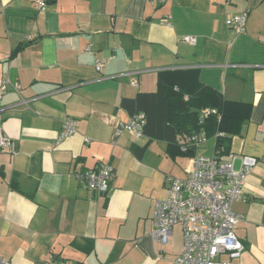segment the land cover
Instances as JSON below:
<instances>
[{"label": "crops", "instance_id": "crops-1", "mask_svg": "<svg viewBox=\"0 0 264 264\" xmlns=\"http://www.w3.org/2000/svg\"><path fill=\"white\" fill-rule=\"evenodd\" d=\"M246 9V31L236 35L226 21ZM190 70L241 104L227 144L235 169L256 159L234 205L245 250L220 259L264 264V0H50L45 11L35 0H0V85L9 81L0 131L16 147L0 150V256L9 264H175L183 230L156 241L154 206L168 198L171 178L189 177L195 155L215 154L216 138L184 150L183 132L175 142L113 137L132 117L124 99L157 92L163 71ZM67 119L76 134L59 142ZM102 162L114 168L106 195L77 177Z\"/></svg>", "mask_w": 264, "mask_h": 264}, {"label": "built area", "instance_id": "built-area-1", "mask_svg": "<svg viewBox=\"0 0 264 264\" xmlns=\"http://www.w3.org/2000/svg\"><path fill=\"white\" fill-rule=\"evenodd\" d=\"M165 1L150 0L151 3L157 4H163ZM49 2L50 0H35L39 11H45ZM248 17L249 10L246 9L239 15L229 17L226 25L236 35H242L246 31ZM182 40L189 44L196 42L193 36H185ZM90 50L91 47L86 48V51ZM96 70L98 72L102 70L99 61ZM8 85L7 80H3L0 85V103L4 97V88ZM132 85L137 86V83L133 82ZM185 100L188 101L189 98L186 96ZM210 116L219 117V111L210 108L201 112L199 125H203L205 119ZM145 125L146 116L143 113L132 116L116 130L113 143L124 131L137 138L142 137ZM76 131L77 122L74 119H67L59 142L72 137ZM207 141L208 136L200 130L186 137L184 150L200 147ZM0 150L16 153L14 142L2 131ZM236 159L234 153L222 155L221 151H216L213 156L195 155L189 167V177L183 180L171 178L168 198L156 201L153 211V238L166 245L175 226H180L183 230L184 249L175 264H229L220 259L221 255L228 254L231 258H239L244 252L245 246L235 233L242 216L234 210V205L243 196L247 178L256 164V159L246 157L245 167L240 171L235 169ZM113 175L114 168L102 162L77 177L90 191L106 195L111 190ZM0 264L9 263L0 256ZM46 264L66 263L59 259H51Z\"/></svg>", "mask_w": 264, "mask_h": 264}, {"label": "trees", "instance_id": "trees-1", "mask_svg": "<svg viewBox=\"0 0 264 264\" xmlns=\"http://www.w3.org/2000/svg\"><path fill=\"white\" fill-rule=\"evenodd\" d=\"M240 105L225 100L219 92L201 83L197 73L191 70L163 71L159 74L157 92L139 93L135 99L122 102V107L132 116L139 113L146 116L144 135L150 139L167 138L175 142L178 132L190 135L203 130L208 137L216 138V151H221L222 155L228 154L227 144L240 125V116L233 111ZM210 108H216L221 118L210 116L199 125L201 112ZM193 109L200 113H194ZM135 152L142 156L144 148L138 147Z\"/></svg>", "mask_w": 264, "mask_h": 264}, {"label": "water", "instance_id": "water-1", "mask_svg": "<svg viewBox=\"0 0 264 264\" xmlns=\"http://www.w3.org/2000/svg\"><path fill=\"white\" fill-rule=\"evenodd\" d=\"M192 111H193L194 113H197V114L200 113V111H199V110H196V109H193Z\"/></svg>", "mask_w": 264, "mask_h": 264}]
</instances>
